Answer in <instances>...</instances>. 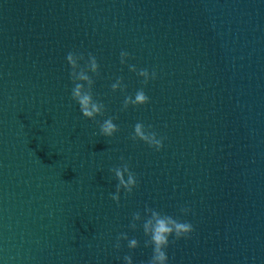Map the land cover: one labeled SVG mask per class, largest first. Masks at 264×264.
<instances>
[{"label":"water","instance_id":"obj_1","mask_svg":"<svg viewBox=\"0 0 264 264\" xmlns=\"http://www.w3.org/2000/svg\"><path fill=\"white\" fill-rule=\"evenodd\" d=\"M69 51L97 57L111 138L70 99ZM141 87L150 102L121 111ZM137 122L159 152L130 139ZM122 163L139 183L117 205ZM145 205L193 225L169 264H264V0H0V264H146L128 227ZM122 232L139 246L115 249Z\"/></svg>","mask_w":264,"mask_h":264},{"label":"clouds","instance_id":"obj_2","mask_svg":"<svg viewBox=\"0 0 264 264\" xmlns=\"http://www.w3.org/2000/svg\"><path fill=\"white\" fill-rule=\"evenodd\" d=\"M130 59L128 51H120L119 64L126 66L129 72L140 78L142 85L146 86L150 81H154L157 78L155 70L149 71L148 68L138 69L135 64L128 62ZM65 61L68 69V79L71 84V101L78 106L83 118L96 121L98 133H93L94 135L111 138L119 131L118 125L114 122L115 117L108 116L102 120L96 119L97 117H103L106 112L105 103L98 99L94 92L96 79L100 76V65L97 57L91 52L85 55L82 52L69 51L65 56ZM126 88L127 85L123 82L122 76H116L114 82L110 84L112 93L117 91L125 93ZM149 102L150 97L146 94L144 87H141L132 94L124 95L121 111H126L129 107L137 108ZM130 139L133 142H143L150 149L159 152L164 147L165 137L159 135L151 125L146 126L143 122H137L133 126ZM123 159L121 157L122 161ZM109 172L116 181L115 191L110 194V198L118 205L121 193L131 195L138 186L139 181L127 163L110 168ZM190 211L191 209L187 207L180 209L182 215H187ZM138 226L145 237L144 247L151 249L150 258L146 264H169L167 249L170 243L187 238L193 232V225L190 222L178 220L172 215L162 213L147 205L143 209V214L140 211H136L131 216L128 225L129 229L136 230ZM121 241H127L129 250L136 249L139 246V241L134 237L129 238L127 232H122L116 237L113 247L119 249ZM120 259L119 257L117 258L118 261ZM122 264H134L133 257L124 255Z\"/></svg>","mask_w":264,"mask_h":264}]
</instances>
